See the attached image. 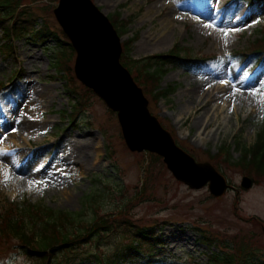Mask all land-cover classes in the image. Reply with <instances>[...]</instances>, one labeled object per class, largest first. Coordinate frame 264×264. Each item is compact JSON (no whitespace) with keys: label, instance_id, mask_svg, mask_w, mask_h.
Wrapping results in <instances>:
<instances>
[{"label":"rangeland","instance_id":"374dc122","mask_svg":"<svg viewBox=\"0 0 264 264\" xmlns=\"http://www.w3.org/2000/svg\"><path fill=\"white\" fill-rule=\"evenodd\" d=\"M14 1L35 13L34 29L45 24L53 36H16L3 45L0 25V171L22 185L0 179V212L11 202L66 211L75 214L69 228H81L129 204L121 214L130 223L125 230L153 228L162 256L180 264H207L212 252L237 242L264 253V178L241 187L248 175L235 163L238 145L253 144L264 126V53L250 54L264 35V0H93L109 18L119 12L128 23L121 42L133 39L132 59L176 46L182 58L205 60L191 67L165 65L160 89L175 88L159 99L144 87L138 70L131 68V74L150 113L175 142L231 183L218 197L206 185L190 187L174 178L161 156L126 147L116 114L75 78V52L52 11L57 0ZM223 71L225 76L214 75ZM229 92L239 98L230 95L223 105ZM200 102L205 109L196 112ZM16 114L34 120L22 123L23 134ZM198 117L205 119L202 126L193 123ZM228 148L231 158L223 154ZM122 230L114 224L85 248L110 254L128 242ZM0 264L36 263L10 236L0 245Z\"/></svg>","mask_w":264,"mask_h":264},{"label":"trees","instance_id":"16d2710c","mask_svg":"<svg viewBox=\"0 0 264 264\" xmlns=\"http://www.w3.org/2000/svg\"><path fill=\"white\" fill-rule=\"evenodd\" d=\"M23 8V4L19 1H0V25L3 24L4 36L11 38L19 34H26L30 30L35 38L39 40L48 38L51 34H49L48 27L44 24L40 28L34 29L35 13L29 8ZM116 14L113 25L122 34L126 31L128 23L119 19V13ZM22 15H25V17L21 18ZM262 39V42H259L260 44L255 47L257 51H264V36ZM132 43L133 39H127L122 43V64L128 68L134 67L138 70L137 75L141 77L144 87L151 92L153 97L157 96L159 99L167 95V92L173 89H160L161 78L166 72L164 66L167 64L187 66V62H185L187 59H182L177 47H173L167 53L132 59L129 55ZM69 49L72 50L70 45ZM60 62L63 64L65 59L61 58ZM62 69L64 68L61 67ZM79 104L80 102L74 103V109ZM238 150H240V155L235 163L241 170L253 178H264V128L258 133L252 145L248 147L238 145ZM223 154L232 157L229 148L223 150ZM25 206L22 207L23 210L20 208V212L23 214V221H20V223L14 218L11 207L1 213L0 245L4 243L6 238L16 237L20 246L24 248L25 254L36 264H137L142 257L139 244L149 241L150 246H153L152 240L147 237L148 231L139 228L132 233V240H135L137 244H134L132 240H128L119 249L112 250L110 254H102L99 251H91L85 248L86 244H89L92 240L98 243L102 235H107L113 229L114 224L122 227V232L125 235L126 232L129 233L128 230H125V227L129 226L130 223L126 219H121V214H125L129 204H125L123 209L116 212V215L113 216L114 213H110L99 216L90 223H82L81 228H69L68 226L75 219L74 213L53 211L38 206ZM38 213L45 215L44 218ZM27 224L33 227L30 229L29 234L24 229ZM78 224L79 222L76 225L78 226ZM223 248L209 256V264H256L257 262H264V253L258 250L262 248L251 246L247 241L241 244L237 242V245L232 248L229 245H224ZM58 253L62 255L59 261L56 259ZM148 256L149 258L152 257L151 254ZM164 262L167 261L163 260Z\"/></svg>","mask_w":264,"mask_h":264},{"label":"water","instance_id":"95a60500","mask_svg":"<svg viewBox=\"0 0 264 264\" xmlns=\"http://www.w3.org/2000/svg\"><path fill=\"white\" fill-rule=\"evenodd\" d=\"M53 12L76 50L74 71L77 78L117 112L127 146L131 150L157 152L177 178L192 187L209 180L210 192L221 195L227 187L223 177L208 163H195L149 113L141 89L119 62L120 38L105 15L90 0H58ZM93 32L105 40L100 49L94 48ZM194 172H201L198 179L194 178ZM251 183L249 177L242 178L243 187Z\"/></svg>","mask_w":264,"mask_h":264},{"label":"bare ground","instance_id":"6f19581e","mask_svg":"<svg viewBox=\"0 0 264 264\" xmlns=\"http://www.w3.org/2000/svg\"><path fill=\"white\" fill-rule=\"evenodd\" d=\"M171 18V20H175V17L173 16H171L170 17ZM199 26V28L201 27V25H198ZM93 38H94V43H93V45H94V48L95 49H97V48H101V46H102V44L104 43L103 41H105V40H103V39H101V37L99 38L98 37V35L95 33V32H93ZM94 52V51H93ZM224 75L225 76V74H226V72H221V74H218V73H214V75ZM227 75L229 76L230 74H229V72L227 71ZM232 82V81H231ZM203 86L205 85L206 86V82L205 81H203ZM240 88H242V87H244V85H241V84H237ZM198 87H199V85H198ZM200 89L201 90H209L210 88H201L200 87ZM196 90V88H194V89H192V91L194 92ZM239 90H235V92L236 93H238V94H240L239 92H238ZM242 91V90H241ZM206 93H207V95H209L210 94V92H207L206 91ZM243 93H245V92H243ZM230 95L233 97H235V98H239V96H235L233 93H231V92H229V93H227V94H225V102L223 103V105L225 104V103H227L228 102V96L230 97ZM190 100H192L193 102H194V100H196V97L195 98H193V96L191 95L190 96ZM197 101V100H196ZM230 101L232 102V99L230 98ZM205 104H201V102L199 103V104H197L196 106H194L193 108H195V111L196 112H199V111H204V109H205V106H204ZM17 115V117L19 116L20 118H19V120L18 121H16V123H15V126H16V128H17V130H19L18 131V133H21V134H23L24 133V130H22L20 127H23L24 125H22V123L23 124H25V123H29V122H32V121H34L33 119H30V117L29 118H27V117H21L20 115H18V114H16ZM204 120L205 119H203V118H200V117H198L197 119H195L194 120V124L195 125H198V126H202L203 125V123H204ZM17 123H19V125L17 126ZM209 123L208 122H206V125H208ZM205 125V126H206ZM27 134H32V131H29V132H27ZM84 152H82V153H79V154H83ZM79 157H80V155H79ZM80 160H82V159H80ZM85 160H87V158H85L83 161H85ZM0 165H3V162H0ZM0 169H3V168H0ZM2 173L3 172H1L0 171V179H3V180H5V184H13V185H17V186H22L21 185V183L19 182V181H17L16 179H14V178H11V177H8V175H5V173L2 175ZM31 177V176H30ZM33 177V176H32ZM71 193H72V191H71Z\"/></svg>","mask_w":264,"mask_h":264},{"label":"snow or ice","instance_id":"6c2138e0","mask_svg":"<svg viewBox=\"0 0 264 264\" xmlns=\"http://www.w3.org/2000/svg\"><path fill=\"white\" fill-rule=\"evenodd\" d=\"M225 35H227V33H225Z\"/></svg>","mask_w":264,"mask_h":264}]
</instances>
